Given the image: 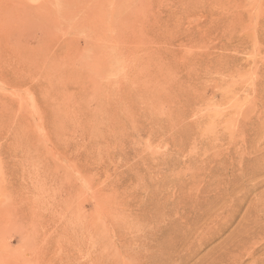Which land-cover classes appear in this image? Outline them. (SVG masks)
<instances>
[{"label": "rangeland", "instance_id": "374dc122", "mask_svg": "<svg viewBox=\"0 0 264 264\" xmlns=\"http://www.w3.org/2000/svg\"><path fill=\"white\" fill-rule=\"evenodd\" d=\"M0 264H264V0H0Z\"/></svg>", "mask_w": 264, "mask_h": 264}]
</instances>
